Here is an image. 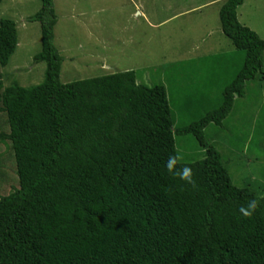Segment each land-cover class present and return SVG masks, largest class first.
Segmentation results:
<instances>
[{
    "label": "trees",
    "instance_id": "trees-1",
    "mask_svg": "<svg viewBox=\"0 0 264 264\" xmlns=\"http://www.w3.org/2000/svg\"><path fill=\"white\" fill-rule=\"evenodd\" d=\"M243 2L219 9L241 67L214 103L185 96L186 110L201 115L176 128L165 86L142 84L134 70L60 81L53 0L28 17L40 28L42 82L4 86L17 28L0 18V144L18 183L0 197V264H264V195L232 183L205 135L223 126L247 82L264 80V40L239 22ZM175 135H192L203 159L181 162ZM170 155L192 168L196 188L167 172ZM253 198L261 206L243 217Z\"/></svg>",
    "mask_w": 264,
    "mask_h": 264
},
{
    "label": "rangeland",
    "instance_id": "rangeland-1",
    "mask_svg": "<svg viewBox=\"0 0 264 264\" xmlns=\"http://www.w3.org/2000/svg\"><path fill=\"white\" fill-rule=\"evenodd\" d=\"M224 0H53L57 22L53 43L63 59L62 83L134 70L147 86H165L174 127L201 115L186 110L185 96L218 100L242 65L222 33L219 9ZM40 0H3L0 18L16 22L17 47L1 70L4 86L30 87L42 82L45 64L35 62L40 28L29 22ZM239 22L264 40V0H244ZM181 64L182 70L169 69ZM200 102L199 100H197ZM222 127L210 124L205 135L222 154L232 183L264 195V80L246 83ZM181 162L203 159L192 135H175ZM8 148L0 144V197L18 187Z\"/></svg>",
    "mask_w": 264,
    "mask_h": 264
},
{
    "label": "clouds",
    "instance_id": "clouds-1",
    "mask_svg": "<svg viewBox=\"0 0 264 264\" xmlns=\"http://www.w3.org/2000/svg\"><path fill=\"white\" fill-rule=\"evenodd\" d=\"M177 161L178 157L176 155H170L168 157V160L165 163L167 172L173 177L180 179L188 185H191L193 188H196L198 185L192 168L187 165L178 167ZM260 206L261 202L253 198L248 200L246 204H242L238 211L243 217L251 218Z\"/></svg>",
    "mask_w": 264,
    "mask_h": 264
}]
</instances>
